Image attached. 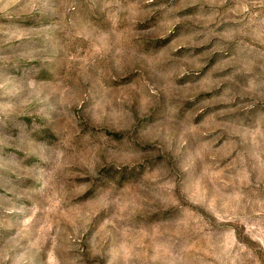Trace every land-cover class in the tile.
<instances>
[{
  "label": "rangeland",
  "instance_id": "obj_1",
  "mask_svg": "<svg viewBox=\"0 0 264 264\" xmlns=\"http://www.w3.org/2000/svg\"><path fill=\"white\" fill-rule=\"evenodd\" d=\"M0 264H264V0H0Z\"/></svg>",
  "mask_w": 264,
  "mask_h": 264
}]
</instances>
